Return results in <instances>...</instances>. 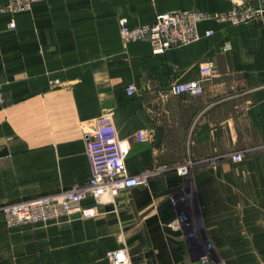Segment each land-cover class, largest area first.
Here are the masks:
<instances>
[{"label": "crops", "instance_id": "obj_1", "mask_svg": "<svg viewBox=\"0 0 264 264\" xmlns=\"http://www.w3.org/2000/svg\"><path fill=\"white\" fill-rule=\"evenodd\" d=\"M245 1L33 0L22 12L0 0V264H112L121 247L130 264H196L207 243L264 252V16L205 20L213 35L160 55L119 25L180 9L215 17ZM209 65L203 94L169 92ZM103 107L130 143L127 168L150 172L149 185L120 191L98 217L7 228L5 206L88 182L83 133ZM186 161L188 177L177 172Z\"/></svg>", "mask_w": 264, "mask_h": 264}, {"label": "built area", "instance_id": "obj_2", "mask_svg": "<svg viewBox=\"0 0 264 264\" xmlns=\"http://www.w3.org/2000/svg\"><path fill=\"white\" fill-rule=\"evenodd\" d=\"M33 0H9L8 6L15 11L30 9ZM264 16V7L253 0L237 3L229 10L212 16L207 12L196 9H180L174 12H159L154 20L142 25H131L126 16L119 17L120 34L130 43L135 41H149L152 53L160 55L175 47L187 46L198 42L214 31H200V25L205 20L215 18L227 21L235 27L243 23L256 20ZM14 25V24H12ZM227 47L226 50H229ZM212 71V66L200 69V77L189 81L171 84L169 92L173 95H201L204 92V77ZM59 80L54 83H59ZM135 84L126 88L131 95L135 91ZM0 101L5 98L0 89ZM102 115L84 130L83 138L86 143L87 154L90 158L92 176L85 184H75L73 188L59 194H49L35 198L15 201L4 207L3 213L7 228L22 224H39L59 220V218L79 214L85 219L98 217L101 205L114 202L120 191L135 186H148L150 172L132 174L126 165V158L130 143L118 136L116 125L112 121V113L107 107L102 108ZM148 130H141L136 138L143 141L147 138ZM244 156L239 153L233 157L234 161H242ZM191 161L180 164L178 174L187 176L190 173ZM93 197L97 201L86 207L84 200ZM112 264H130L127 247L112 250L108 253ZM207 256L202 255L200 261L205 263Z\"/></svg>", "mask_w": 264, "mask_h": 264}, {"label": "rangeland", "instance_id": "obj_3", "mask_svg": "<svg viewBox=\"0 0 264 264\" xmlns=\"http://www.w3.org/2000/svg\"><path fill=\"white\" fill-rule=\"evenodd\" d=\"M188 177V175H187ZM207 243V240H206ZM221 249L219 245L213 247L207 243V251L201 254H197L194 258H197L196 264H264V252H226L220 253ZM202 255L207 256L208 260L203 263L200 261Z\"/></svg>", "mask_w": 264, "mask_h": 264}]
</instances>
